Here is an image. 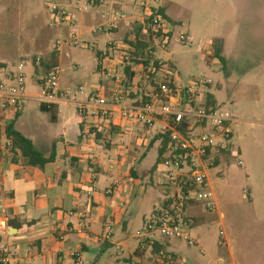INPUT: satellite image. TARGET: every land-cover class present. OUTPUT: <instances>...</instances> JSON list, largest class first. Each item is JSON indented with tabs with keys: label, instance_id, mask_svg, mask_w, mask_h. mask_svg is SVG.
<instances>
[{
	"label": "rangeland",
	"instance_id": "1",
	"mask_svg": "<svg viewBox=\"0 0 264 264\" xmlns=\"http://www.w3.org/2000/svg\"><path fill=\"white\" fill-rule=\"evenodd\" d=\"M57 2L65 7L69 23L53 21L48 0H0V66L5 73L17 74L23 63L27 93L39 94L38 79L59 41V86L69 97L83 99L79 86L88 93L92 83L106 81L96 71L97 51L104 50L115 36L90 31L100 22L104 7L79 10L85 7L80 0ZM141 3L124 0L123 10L138 15ZM161 4L176 25L173 41L162 56L176 70L175 84L189 86L197 80H209L208 93L235 119L229 126L228 154L210 173L216 208L209 222L189 230L205 253L189 249L184 242H175L172 252L190 264H264V0H162ZM180 34L187 40L179 42ZM36 58L43 60L42 68L35 64ZM62 111L61 116H74L77 121L74 105H66ZM49 118L37 101H25L22 125L27 135L39 130L54 137L68 129L61 117L57 123ZM160 128L156 122L148 137ZM137 138L142 135H135ZM157 149L155 144L149 150L143 169L155 165ZM131 184L135 186L132 195L124 196L126 229L122 224L116 229L115 243H124L123 252L116 246L101 250L102 246L95 244V251L83 254L84 264H124L128 251L138 246L144 222L165 198L166 187L160 172L153 178L147 173L146 178ZM96 231L101 233L98 228ZM222 238L226 240L224 247L219 244Z\"/></svg>",
	"mask_w": 264,
	"mask_h": 264
},
{
	"label": "built area",
	"instance_id": "2",
	"mask_svg": "<svg viewBox=\"0 0 264 264\" xmlns=\"http://www.w3.org/2000/svg\"><path fill=\"white\" fill-rule=\"evenodd\" d=\"M81 1L85 7L79 10L106 8L100 14V22L90 30L92 34L111 33L118 30L122 23L130 24V20L134 19L131 21L133 29L128 39L111 44L110 51L101 55L100 70L113 82L110 94L90 95L83 86H79V94L84 98L69 97V92L59 86L62 69L58 62L46 68L41 79V92L29 94L26 91V74L22 71L23 63L19 65L20 71L17 74L5 73V68L0 66V150L11 149V141L5 135L7 119L19 115L25 101L29 100L46 105L76 104V113L80 119L99 121L109 129L126 123L140 125L148 130L155 122L163 121L161 134H170V143L157 171L161 173L166 195L161 205L145 220L144 228L138 235L139 248L149 254L152 264H188L171 253L164 240L184 242L187 247L199 248L201 254L205 253L198 240L190 235L193 220L188 210L193 207L208 214L214 212L216 204L210 173L220 165L229 151V126L235 119L230 111L218 105L206 107V96L211 84L209 80H197L189 86L175 84L174 68L159 57L172 43L176 27L162 12V0H141L138 16L127 14L119 0ZM47 7L55 23L70 22L65 7L57 0H48ZM178 40L182 42L187 38L180 34ZM140 44L144 48L143 55L137 57L134 54H137ZM60 47L57 41L53 51L58 53ZM135 58L139 61L138 66L144 69L146 79L156 83L157 99L154 101L129 100L131 85L126 83L118 69L130 64ZM107 60L109 65L106 64ZM35 62L41 67L43 60L36 58ZM181 125L184 127L179 129ZM238 164L242 162L239 160ZM108 169L112 172L115 165L111 164ZM90 178L92 183L95 182L97 174L91 173ZM122 184V178L113 180L104 194L110 196ZM86 228L87 225L82 224L81 233ZM99 238L109 240L111 233L104 232ZM155 246L161 248L154 253ZM116 249L123 252L124 248L117 244ZM71 256L78 260L80 258V254L74 251ZM9 263L7 248L0 245V264Z\"/></svg>",
	"mask_w": 264,
	"mask_h": 264
},
{
	"label": "crops",
	"instance_id": "3",
	"mask_svg": "<svg viewBox=\"0 0 264 264\" xmlns=\"http://www.w3.org/2000/svg\"><path fill=\"white\" fill-rule=\"evenodd\" d=\"M118 2L121 8H126L124 0ZM127 9L132 11L133 7L128 6ZM163 10L166 14L165 9ZM133 20H130V24L122 23L118 30L105 34L115 38L108 40L104 50L97 51L100 60L102 53L110 51L111 44L128 39L133 29ZM53 53H50L46 64L51 62ZM165 53L159 54V57L170 63L162 57ZM59 59L57 53L56 62L59 63ZM100 60H97L96 71L103 74L98 68ZM129 67L131 75L134 74L133 78L130 76V102L156 100L155 86L151 80L146 79L144 69L138 64L123 66L120 69L123 78L127 79L125 70ZM172 67L174 68L173 65ZM43 76L44 72L38 79L40 86L43 84ZM105 80L92 83L88 94L109 95L113 82L106 77ZM69 104L74 105L76 110L77 106L73 103H61L52 107L45 104L43 109L39 103L41 111L50 114V122L57 123L61 117L69 124L68 129L54 137L39 130L33 136L27 135L22 125L24 109L19 115L9 117L6 121L7 139L6 127L12 125L13 130L30 139L35 149L49 160L42 167L35 166L28 164L17 149L0 150V245L7 248L9 264H84L83 254L95 251V244L102 246L101 250L117 244L124 248L123 242L115 243L117 227L122 224L123 230L126 229L124 196L128 193L132 195L135 188L132 181L143 180L147 173L153 178L158 172L157 160L150 169H143L141 165L155 144L160 147L161 140L155 141V138L164 127L163 121H157L161 124L160 130L148 137L150 129L140 125L123 123L121 127L109 129L99 121L82 120L79 117L75 121L74 116H61L62 108ZM210 104L217 106L214 97ZM135 135H142V138L134 139ZM123 138H127V142ZM111 164L115 165L112 172L108 169ZM91 173L97 174V180L93 183ZM118 178L123 179V184L110 196H106L104 190ZM89 191L92 194L88 195ZM163 200L155 206H160ZM188 214L193 220V226L211 220V213H203L197 208H190ZM82 224L87 225L83 233ZM104 232L111 233L109 240L99 238ZM196 239L201 247L199 239ZM164 242L169 251L178 256L172 252L176 241ZM219 244L224 247L225 238ZM73 251L80 254L79 260L71 256ZM122 262L152 264L153 260L138 244L132 251H128Z\"/></svg>",
	"mask_w": 264,
	"mask_h": 264
},
{
	"label": "trees",
	"instance_id": "4",
	"mask_svg": "<svg viewBox=\"0 0 264 264\" xmlns=\"http://www.w3.org/2000/svg\"><path fill=\"white\" fill-rule=\"evenodd\" d=\"M162 12L164 13V10H162ZM143 50H144V48H143L142 44H140L138 46L137 54H134V55H136L137 57L143 55ZM56 59H57V52H54L52 54V57H51V62H49V64H46L44 66L46 68H48L50 64L56 63ZM97 60L98 61L100 60L99 55H97ZM131 63L132 64H138L139 61L135 58L131 61ZM98 68H100L99 63H98ZM125 75L127 78L125 80L126 83L131 85V83H130V76H131L130 67L127 68V70H125ZM151 81H152V84L156 87L155 81L154 80H151ZM171 87H172V85H171ZM206 97H207V106L206 107H209V106H211V104L209 105V103L212 101V96L207 94ZM147 102H150V101H147ZM44 105L45 104H41V109L44 108ZM47 106L52 107V105H47ZM183 127L184 126L181 125L179 127V129H182ZM6 128L8 131L7 136L9 138V140L11 141V149L12 150H14V149L19 150L20 154L22 155V157L25 159V161L28 164L42 167L45 163L49 162L48 159H45L42 156V154L35 149L32 141L30 139L26 138L21 133L13 130L12 125H8ZM98 137H99V135L97 136V138ZM157 140H161L160 147L158 148V158H157V164H159L164 159L165 153L167 151V147L170 143V134H161L160 133V135H157L155 138V141H157ZM226 154H228V152H226ZM218 165H219V162L217 161L216 166H218ZM160 248H161V246H155L154 253L157 252Z\"/></svg>",
	"mask_w": 264,
	"mask_h": 264
},
{
	"label": "water",
	"instance_id": "5",
	"mask_svg": "<svg viewBox=\"0 0 264 264\" xmlns=\"http://www.w3.org/2000/svg\"><path fill=\"white\" fill-rule=\"evenodd\" d=\"M134 74L132 73L131 77L133 78ZM14 230V229H13Z\"/></svg>",
	"mask_w": 264,
	"mask_h": 264
}]
</instances>
